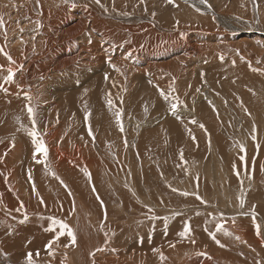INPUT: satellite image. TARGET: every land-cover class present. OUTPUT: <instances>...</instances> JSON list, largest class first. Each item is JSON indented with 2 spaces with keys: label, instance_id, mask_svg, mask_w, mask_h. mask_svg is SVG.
Segmentation results:
<instances>
[{
  "label": "bare ground",
  "instance_id": "1",
  "mask_svg": "<svg viewBox=\"0 0 264 264\" xmlns=\"http://www.w3.org/2000/svg\"><path fill=\"white\" fill-rule=\"evenodd\" d=\"M88 1L69 0L71 3H79V6L75 7L72 11L70 10L71 6L68 5V3H64L68 6H62V2L60 4L57 0H39V4L36 5L37 11L34 9L32 4L29 3L24 9V16L26 18L23 15H20V17L22 16V20L25 22L28 20L31 21L30 19H34L32 20L33 24H27V26L25 25L26 27H22L24 32L21 33H18V30L16 31V25L13 23L15 20L11 18L12 16L5 12V10L8 11L7 9L9 7H4L5 10L0 11V14H3L4 16L7 33V38L5 39V29H0V47L4 48V51L12 57L13 61H15V63L11 65L13 71L15 72L14 82L10 84H3L4 88L7 89V93L0 91V250H15V253L18 255L32 251L34 257L35 253L39 251L40 255L38 259L45 262L42 264H48L50 262L51 264H136L137 261H143L145 264H161V261L158 259L159 256L157 257L158 254L153 251V249L156 248H159L167 257L169 263L166 260L164 264H195L194 260L200 259V257L203 258V264H214V262L217 264H243L240 263L241 261L246 264H258V260L256 258H252V256L248 255V257H246L244 254L239 253V250L234 251L233 254L230 253L233 256L228 255L227 247H218L216 242L211 238L209 234L210 232L207 231V229L205 230L204 228H200L201 220H191L190 217L200 211L204 213L212 211L213 217H205H212L214 219L217 218L215 221L216 223L217 221H220L219 223L229 222V226H224V231L230 232L235 238L239 237V239L236 240L242 244V247L245 246L248 251H251L248 247L251 242V252H259L258 254L260 258H264V184L261 182L260 184H262L263 187L260 185L261 189L254 190L253 193L252 190L250 193L251 198L248 197L249 200H247L246 203L247 210L252 209L253 205L256 204L253 211L256 213L255 218L257 216L261 218L256 221V223L261 226V235L258 236L256 234L254 224H252L254 225L253 227L249 226L250 222H252V218L249 220L241 218L227 219L226 217L223 218L221 216L223 212H219L214 208L209 209L211 201L208 200L209 198L207 196L208 201L205 203L206 207L202 210V208L196 209L195 207H189L194 204L191 197L172 193L175 198L181 200V204L177 202V199L170 200L168 202H171V206L175 207V209L185 206L186 209L184 207L183 210L186 211L187 216H183L176 221L168 219L169 222L164 231L159 232L156 236H152L150 233L146 234L145 240H141V242L135 245L136 250L133 252V255H127L128 251L130 252V250H132V247L129 246V248L125 249L126 245H121L120 238H123V234L117 235L114 233V235H112L110 233L111 236L108 235V237L105 238L104 235L98 231H94V228H96L95 223L92 221L91 216L85 212L84 204L79 201L80 199L78 200L77 191L81 192L79 193L80 197L84 199L85 202L91 201L94 204H97L98 202L96 198V195L98 194H94L93 185H89L90 182L87 184L88 181L85 175H81L80 172L78 173L75 168L80 167L79 165L81 164L84 166L83 162L85 160V157L82 156L85 152V148L81 145V142H79L78 139H86L87 142L90 139V142H92V138L96 137L97 139L95 138V141L100 143V141L105 138L103 135H106L103 131L100 132V134L98 132V134H95L97 130H92L93 136H89L88 127L83 129L80 125H78L79 118L77 116L81 112L79 111V106L81 107L83 104L87 106L89 101L91 103L94 102V111L97 112L98 110L96 109L99 108H97V106L98 101H100V96H104V94H111L112 97H114V95L116 96L113 99L116 101L120 100V105L126 107V102L123 101L124 98L122 97L124 95V93H122L123 88L129 85L128 83H125L126 81L133 82L135 86L140 85L139 88L130 87L131 89L129 92L131 93V99H134V103L137 100L138 103L149 102L151 99L150 96L156 98L157 95H160L161 90L167 94L169 92V85H172L175 89V91L171 93V97H178L183 104L196 100L190 106V111L187 115L191 117L190 119L199 120L209 129L208 138H213L217 141L215 144H218L217 146L220 152H224L227 145L224 144L225 141L222 139V135L220 134L223 132L221 124L224 122L222 121L224 118L225 121H232L231 117L225 115L227 108H232V111L235 112L237 117L241 113V119L243 116L245 122L244 125H249V129L257 128L256 133L253 130L249 131V133L256 137L257 143H259L260 140L262 143V145H260V152L262 155L255 163V167H264V83H262V91H257L256 88H254V84L257 80L260 81V78L262 79V77H264V74H261V72H264V47L263 50L259 47H253V44L258 42L256 41L257 39L248 41V38H246L248 40L240 38L238 36L239 30L235 29V27L238 26L231 24L228 20L224 21V19H222V16H225V12L223 11L224 7L221 4V0H210V8L199 10L197 11V14L194 12V15H192L193 13L192 10L190 11V7L185 5L180 6L176 14H172L174 7L167 2L157 4L159 0H149L150 4H140L139 0H116V5L127 4L130 11H138L139 6H141L140 10L144 14L145 10L149 8L148 6H150V8L155 11H151L149 13L161 12V15L159 18H155L154 16L148 18L142 14H135L134 16H130V14L127 16L128 14L123 15L122 13L124 12H122V15H114L117 20L114 19L116 22H112L113 20L111 21V15L107 14L100 16V20L101 17L105 18V20H101L99 23L97 22L98 24H95V26L94 23L91 24L89 21H94V15L96 14L94 10H98L100 6L98 5L97 7L96 4L97 9L95 5L93 6L94 8L90 5L91 8L94 9L92 10L89 7ZM110 1L115 2V0H109V5L111 4ZM197 1L200 2V0ZM50 2L52 4H50ZM227 4L228 1L225 5ZM259 5L260 7L258 10L260 11L263 6L260 3ZM15 7L16 5H13L11 6V9ZM191 7H193V5H191ZM49 8H52V12L54 11L55 13L65 8L67 14L63 10L65 14H61L62 16H60V18H56L53 17L55 13L53 15L49 13V10H51ZM216 8L219 9L218 13L217 10H215ZM229 8L231 9V12H237L238 9L239 12L246 14L252 10L249 0H232V5ZM38 11L42 15L41 19L44 18L42 19L43 22L38 15ZM206 11L210 13H207ZM259 14H262V24H264V10ZM80 15H83V20L79 18ZM248 15L251 19L253 18L252 14ZM57 16L59 17V12ZM213 17L216 21H213ZM58 19H67L70 20L71 23L60 28V25L57 22ZM87 19L89 21H87ZM17 20L19 21V19ZM37 20H39L42 25L39 31L34 23ZM122 20L125 22H119ZM162 21L165 22V24H163ZM169 21H171L173 26L178 21L177 24H180L182 27L179 28V26H177L179 31L172 33L173 30L168 28ZM217 21L221 22H218L220 25L214 31L211 25H214ZM185 22H187V24L196 23V25L191 29L184 28L185 26L183 23ZM154 26L160 30L156 31L155 34H158L159 32L161 33V31H166V33H161L160 40L156 36L155 43L152 44L150 42V47L148 45V47H143L145 44L142 45L143 42H139H141L144 38L143 36L146 35L148 37L151 32L155 31ZM188 29L190 31H195V35L189 36L186 34ZM205 29H207V32H203ZM26 31L27 34L24 36ZM112 31H116V33L112 35ZM38 32L40 37L36 39V33ZM261 32L262 31L259 30L256 32L258 39L261 38ZM175 35L177 38H175ZM27 36L29 39H27ZM198 36H203V39H209L210 41L208 42L205 40L204 42L200 41L195 43L194 39H197ZM33 37H35V39H33ZM98 37H100V39ZM97 38L99 40H97ZM21 41H23V43H21ZM259 42L261 43L259 45H264V42L260 40ZM165 43L168 44L166 45ZM160 44L166 45V48L163 45L162 46L165 49L160 47ZM182 50L189 54L185 55L180 53ZM237 52H239V55ZM171 54L177 55L176 59L178 60L174 61L175 58H172L174 62L171 63L170 60H168L170 62H164L156 59L157 57L165 58L166 55ZM130 56L134 59L130 60ZM143 56H145V59ZM221 56L223 59H221ZM241 56L244 57V60H241ZM190 58L197 61V64L194 67L192 66L193 68L191 70H189ZM109 60L112 65H115L121 71H114L108 63ZM258 60L260 63H257ZM233 61L235 63H233ZM0 65H2L5 69L9 67L7 58L3 54H0ZM24 65L25 68H23ZM249 65H251L252 68L259 69L260 71H251ZM92 69H94L93 75L91 74ZM67 72L70 74L68 78L77 79L79 83L72 85L68 79H64L68 75ZM53 73H57V75ZM85 73H88V75ZM105 74L108 76L107 80H105ZM6 75V71H0V84L3 83V77ZM54 77H61L60 79H63L62 81H59L62 84L60 83L58 86L57 84L54 85L58 87L57 91L53 90V88L50 89V84H53L51 83V79ZM57 81L55 82L58 83ZM244 83L250 85V88H248L247 91L241 88V85L247 87ZM238 85L241 87H238ZM38 87H40L39 90ZM73 88L77 91H72L71 89ZM30 89H35V91H32L31 93ZM197 89H199V91H197ZM25 96H31L32 100L29 102L25 99ZM53 99H55V103H52ZM77 102L79 106L76 104ZM167 102L172 103L174 101L168 100ZM231 102H234V107ZM241 102L244 103V108L247 109V111L243 109V113L241 111L242 109H238ZM29 103H31L35 110L37 130L42 134L43 140L48 149V167L53 168L55 173L59 175L57 177H60V173L67 177L68 183H71L72 185V187L68 188V191H65V189L63 190L64 187L62 188V186H60L62 184H59L55 178L52 185H49V188H47L50 178L46 176L47 171H45V166L43 164H37L33 160L34 146L31 143V138L25 131L20 129V124L17 123L16 119L19 117L20 123H22L25 128H31V121L27 116L26 108V105ZM153 103L154 102L150 104L153 105ZM156 103L157 100L155 101V104ZM250 103L253 105H250ZM76 106L78 107L76 109L79 111L77 116L74 111ZM138 107L140 108L139 104ZM158 107L164 108V106L161 105ZM254 107L257 108L254 110ZM213 108H215V111ZM186 109L187 108H182L178 113H182ZM82 110L84 109L82 108ZM86 111L87 110L84 112ZM135 114L140 117L142 116V113L135 112ZM184 115L186 114H183V116L180 117L171 116L172 119L166 118L167 122L165 123L164 130H162L163 128L155 130L151 129V133H148L149 129H143L144 126L137 120L139 118L138 116L136 120L133 117H130L131 119H134L130 122L133 126H135L132 128L133 131H139L142 140L149 139L150 137L154 138V135L161 136L165 134L167 135V140L168 138L171 139V137H176L178 143L183 148V155H190L192 153H196L197 148L202 147L199 145L192 146V144L190 142L188 143V141L187 143L183 142L186 138H184V136H188L189 132L192 134V130H190V128H188V130L186 128L184 129L183 121L187 119ZM82 116L80 118H82ZM125 116L128 118L126 112ZM103 120H105V117H103ZM158 131H160V134H156ZM242 132H244V130ZM117 135L120 136V134ZM245 139L246 138L241 135V137L236 140L237 142L232 144L235 145L232 148L236 149L229 152L233 154V152L238 151V149H240V145L245 144ZM246 140H248V138ZM154 142L156 143V141ZM248 144L246 145L251 147V150L248 149L249 152H251H247V154L250 155L253 153L254 146L251 145L253 143L250 141ZM150 147L151 146H149V148ZM161 148H163L162 145H159L157 149L163 151L164 153L167 152L165 148ZM62 150L65 151L64 153L66 155L61 152ZM141 151L142 154H144L146 147L143 146ZM178 152L180 153V151ZM57 154H59V158L56 156ZM38 158L43 159V156H39ZM228 158L231 159L232 156L229 155ZM235 158L238 161L236 156ZM53 160L56 164L54 162V164L52 163ZM88 163L91 165L94 164V161L92 163ZM221 163L223 164V162H220L219 164L217 161L214 167L210 165L206 170L207 172L202 167H192L189 169L190 175H193L195 172H203V174L197 173L200 174V177L203 176L201 178L203 182L212 181V178L222 180V177L225 174L224 165L221 167ZM157 168L158 167L150 166L151 170L156 169L157 171ZM162 169L165 168L162 167ZM260 170L263 171V168ZM96 172L97 171H94V174ZM163 173L162 176L161 174L159 175V173H154L151 178L146 177L148 179V182L146 180L144 181L146 191L144 193L146 194L141 195V199L149 202H159V204L162 202L165 203L167 198L163 195L162 189H158L159 183L156 182V178L159 176H161L160 178H164L165 176V183L168 184V181L172 182L174 177L172 176L173 179H171L172 177ZM29 174H31V180L28 179ZM231 180L233 182H231ZM133 181L134 183L132 185L135 184V180ZM191 182L192 179H189L186 183H177L176 185L179 187L174 186L173 189L176 188V190H183L184 188L190 186ZM34 183H36L35 191H33ZM229 183L228 189H230L231 186L235 187L234 192L231 190L233 193L231 196L228 195L229 197H225L226 200H217L216 205H218L219 208L224 206L225 211L227 209H232L231 212L236 213V211L241 208L239 205L241 192L239 193V187H237L238 183L235 177L230 179ZM148 185L153 188V193L146 188V186L149 187ZM180 187H182V189ZM137 188L141 194L143 192H141L142 189H140L139 186ZM205 188L209 190L207 184H205ZM69 192L71 194H69ZM259 192H262L263 194L261 193L262 195H260ZM110 196V193H108V195L104 198L106 199ZM237 196L238 199L236 200ZM256 196L257 199H254ZM24 197L27 199L21 201ZM30 197L33 199L31 206L28 202V200L31 199ZM157 197L160 198L159 201L156 200ZM41 199L44 203H40ZM25 201H27V203H25ZM129 201H131V199H129ZM197 201L198 200H196V202ZM34 202L40 205H36ZM174 203L178 205H175ZM21 204H23V208H20ZM134 205L137 206V203H134ZM2 206L6 209H2ZM129 206L127 205V207ZM18 208H20V211H17ZM144 208L148 210L147 207ZM173 211L174 209L169 207L165 208L163 211L158 210L157 213L161 212L163 216H169L172 215ZM146 213L148 215L149 212L147 211ZM24 214H27L28 220L23 223L24 226L22 227V224L19 223V221L23 219ZM223 214L226 215V213ZM56 215L61 217L57 218ZM47 216L65 220L69 224L75 232L77 238V242L74 246L70 244V238L64 236L58 241V245H60L59 249H57L58 245H53L54 255L50 256L47 254L45 245L53 235L52 233L45 231V228L49 226L50 221L45 220V218L42 219L41 217ZM218 216H220V219ZM188 219H190L189 224H187ZM185 225L189 226L190 235L187 238H182L179 234L184 230ZM110 231H112V229ZM194 239L197 241L195 242L197 246L192 245L193 243L191 241ZM236 240L234 241L236 242ZM173 244L175 247H171ZM65 245L69 246L65 247ZM191 247L192 249L200 248V250L210 247L209 249L215 251L218 255L216 253L215 254L219 257H213L212 255L213 259H209L210 256L206 257L202 253H199L201 256L195 255L191 257L192 253L190 255L188 251V248L191 249ZM97 249H103V251H97ZM92 253H95V255H91ZM130 256L133 257L131 258Z\"/></svg>",
  "mask_w": 264,
  "mask_h": 264
},
{
  "label": "rangeland",
  "instance_id": "2",
  "mask_svg": "<svg viewBox=\"0 0 264 264\" xmlns=\"http://www.w3.org/2000/svg\"><path fill=\"white\" fill-rule=\"evenodd\" d=\"M57 1L60 4L62 2V4H61L62 6H68V5L71 6V2H69L68 5H65L62 0H57ZM81 1H83V0H81ZM227 1H228V4L225 5V3ZM93 2H95V0H89L88 1L90 8H91V6H92V8H94L93 7L94 5L96 7V3H93ZM113 2L114 1H112V2L110 1L111 4L109 5V0H101V4H103L104 7L103 8L99 7V9H98L97 8L98 5H97L96 8L98 10H94V9L91 8L96 13L94 15V21H91V20L89 21L88 20L89 18L87 19V21H89L91 24L94 23V26H95V24H98L101 20L102 21L105 20V18H103V17H101V20H100L99 19L100 16H102V15L104 16V15L109 14V15H111V21L113 20L112 22H116L115 20H117V19L115 18L114 15H119L122 12H124V13L128 12L127 16H129L130 14H131L130 16H134L135 14L136 15L142 14V15L148 17V18H151L153 16V13H149V12L155 11V10H152L150 8V6H148L149 8H147L145 10V13L143 14V12H141V10H140L141 6H139L138 11H133V10L130 11L129 10V6L127 7V4L126 5L125 4L124 5L123 4L116 5L117 4L116 0H115L114 3ZM149 2H150L149 0H145V4H150ZM249 2H250V6H251L252 10L248 14H252L253 15L252 19L250 18V16L248 14L239 12L238 9H237V12L236 11H232L231 12V9L229 7L232 5V0H221V4L224 7L223 11L225 12V16H222L223 17L222 19H224V21L228 20L231 24H233L235 26H238V27H235V29L239 30L238 31L239 32L238 36L240 38L245 39V40L249 39L248 41H253V40L257 39L256 41L260 40V41L264 42V34H263V32H264V24H262L263 23L262 19H261L262 14H259L261 11L264 10V0H249ZM29 3L32 4L34 9L37 8L36 0H0V7H1L0 11H2V10L4 11L5 10L4 7H9L7 9L8 11L5 10V12L9 13L12 16L11 18H13V20H15V21H13V23L16 25L15 29H16V31L18 30L17 31L18 33H21L20 29L22 27H26L27 24L28 25L29 24H33L32 20H34V19H30L31 21L28 20L27 22H25V21L22 20L23 17L22 16L20 17V15H23V16L25 15L24 9L28 6ZM162 3H166V0H159L157 2V4H162ZM259 3L263 6L260 11L258 10L259 7H260ZM50 4H52V3L50 2ZM78 4L79 3H75L76 7L79 6ZM13 5H16V7L11 9V6H13ZM115 5H116V7H115ZM121 5H123V6H121ZM171 5L174 7L173 10L171 9L172 10V14H176L178 12L180 6L185 5L187 7H190L189 9H190V11L192 10V13H193L192 15H194V12H195V14H197V11H199V10H205L207 8H210V0H207V4H201L197 0H175V4L174 5L171 4ZM191 5H193V7H191ZM52 6H55V5H52ZM118 6H120V7H118ZM122 7H123V9H122ZM74 8L71 7L70 10L72 11ZM9 9H10V11H9ZM49 9H51V10H49V13L51 15H53L55 12L54 11L52 12V8H49ZM105 9H107V10H105ZM149 9H151V10H149ZM193 9H195V10H193ZM228 9H229V11H228ZM63 10L67 14V11L64 8V9L60 10L61 12L58 11L59 12V17L57 16L58 12H56L54 14L55 16L53 15V17L60 18V16L65 14L63 12ZM67 10H69V9H67ZM215 10H217V13H218L219 9L216 8ZM36 11H37V9H36ZM115 11L118 12V13H116ZM206 12L210 13L208 11H206ZM39 13L40 12L38 11V15H39V17L41 19L42 15H41V13L40 14ZM124 13H122V14L124 15ZM160 15H161V12H159V13L156 12L154 17L155 18H159ZM82 16L83 15L79 16V18L81 20H83ZM29 17H27V18H29ZM218 18H219V16H218ZM17 19H19V21ZM42 19H44V18H42ZM213 19H214L213 21H216V19L214 17H213ZM42 22H43V20H42ZM57 22L60 25V28L64 27V26H67V25H69L71 23V21L67 20V19H58ZM119 22H125V21L122 20V21H119ZM177 22L173 26L171 21H169L168 28L173 30L172 33L173 32H178L179 31L178 29L182 27V26H180V24L178 25ZM218 22H221V21H217V22L214 23V25H211L212 29L214 31L220 25ZM162 23L165 24V22H163V21H162ZM18 24H19V27H18ZM183 24L185 26L184 28H189V29H191L193 26L196 25V23L187 24V22H185ZM177 26H179V28ZM39 29H38V31H39ZM154 29H155V31L151 32L150 36L149 35H148V37L146 35L143 36L144 38L141 40V42H139V43L143 42L142 45L145 44V45H143V47H148V46L150 47L151 43L152 44L155 43L156 36L160 40L161 39V36H160L161 33L162 34L166 33V31H161V33L159 32L158 34H155L156 31H160V30H158L157 27H155V26H154ZM189 29L186 32V34H188L189 36L195 35V31H190ZM221 29H223V28H221ZM258 30L262 31L261 35H260L261 38H259V39H258L257 33H256V32H258ZM203 32H207V29H205ZM115 33H116V31H112L111 32L112 35L115 34ZM199 33H201V32H199ZM26 34H27V31H26V33H24V36H26ZM36 34L38 35V36L36 35V39H38L40 37V34H39V32L36 33ZM251 37H253V38H251ZM98 38L100 39V37H98ZM98 38H97V40H99ZM175 38H177V36ZM203 38H204L203 36H198L197 39H194V41H195V43H198L200 41L204 42L205 40L208 41V42L210 41L209 39H203ZM246 38H248V39H246ZM27 39H29L28 36H27ZM171 42H172V40H171ZM190 42H191V39H190ZM174 43H175V41H174ZM165 44L167 45L168 43H165ZM259 44H261V43H255V44H253V47H259V48H261V50H263V47L261 45H259ZM162 45L163 44H160V47L164 46L166 48V45H163V46ZM180 53L185 54V55L189 54V53H187V52H185L183 50L180 51ZM176 56L177 55L171 54V55H166L165 58L157 57L156 59H158V61H164V62H170L171 61V63H173L174 61L178 60V59H176ZM143 58L145 59V56H143ZM172 58L173 59L175 58L174 61H173ZM129 59L131 60V59H134V58H132L130 56ZM168 60H170V61H168ZM189 62H190L189 70H191L197 64L196 63L197 61L190 58ZM28 63H29V61H28ZM23 68H25V65L23 66ZM93 71H94V69L91 70V74L92 75H93ZM197 73H198V71H197ZM53 74L57 75V73H53ZM59 74H61V73H59ZM85 74L88 75V73H85ZM69 75L70 74L68 73V75L64 79H68V81L72 85H75V84L79 83V81L77 79L68 78ZM60 78L61 77H54V78H52L53 80L51 79V81H52L51 83H53V84L52 85L50 84V89L53 88V90L57 91V89H58L57 86L60 85V83H61L59 81L63 80V79L61 80ZM57 79H58V81H57ZM263 80H264V77H262V79L260 78V81L257 80V82L254 84V88H256L257 91H259V90L262 91V88H263V84L262 83H264ZM55 81H57L59 84L56 83ZM125 83H128L129 85H127V86H125L123 88L122 93H124V95L122 97L124 98L123 101L126 102V105L128 107L127 106L123 107V105H120L121 101L120 100L116 101L115 99H113L114 97H116L114 95V97H112V96L111 97H112L113 103H114V105L116 107L110 110L108 108L107 99H106L108 95L104 94V96H100V101H98L97 108L98 107L99 108L98 109L95 108L96 110H98L97 112L94 111V102L91 103L90 101H89V103L87 104L86 107H85V104H83V106L80 107L78 105V102L76 103L79 106V108H80V110H79V111H81L80 114H79L78 109H76V108H78L77 106L75 107V110H74L76 116L79 114L77 116L79 118L78 119L79 120L78 121V125H80L81 128L84 129L86 127H89V125H90L92 130H94V131L97 130L95 134H98V133L100 134V132H102V131L106 134V135H103V137H105V138H104V140L100 141V143L95 141L97 139L96 137H95L96 139L94 137L92 138V142H90V139H89L88 142H87L86 139H82V138L78 139V141L81 142V145L85 148L84 149L85 152L82 155L83 157H85V160L83 162L84 166L81 164V165H79L80 167L75 168V170H77L78 173L80 172L81 175H84V169H87V171L89 173L90 172L92 173V174L90 173L91 174V182L89 181L88 177L85 176L87 178V181H88L87 184L90 182L89 185H91V184L93 185V188H95L94 194L95 195L98 194V195H96V198H97V196L99 197V200L97 199L98 200L97 204H94L91 201L90 202L89 201L85 202L84 199H82L80 197L79 193H81V192L77 191L78 200L80 199L79 201H81L84 204L85 212H87V214H89L91 216L92 221L95 223L96 228H94V231L95 232L98 231L99 233L104 235L105 238H107L108 235L109 236H111V234L114 235V233H116L117 235L123 234V238L122 237L120 238L121 239L120 243L123 246L126 245L125 249H127V248H129V246H131L132 247L131 249L133 251L130 250L131 253L128 251L127 255H131V254L133 255V252L136 250L135 245L138 244L139 242H141V240L144 241L146 234L150 233L152 236H156L159 232H162V231H164L167 228V225H168V222H169L170 219H172V221H176L177 219L182 218L183 216H187L186 211L183 210L185 206H181L178 209H175V207L171 206L172 203L168 202L170 200L177 199V202L181 204V200L178 199V198H175L173 194L181 195V193H183V192L189 193L188 196L191 197L192 200H193L194 204L190 205L189 206L190 208H192V207H195L196 209L202 208V210H203L206 207L205 203H201L200 200H198L196 202V200H197L196 199V195H199L202 198L203 201H205V202L208 201V200L211 201V203H210L211 206H209V209L214 208V209H216L219 212L226 213V215L222 213L221 216L223 218L226 217L227 219L228 218H234V219L235 218L236 219L241 218V219H248V220L251 219L252 218L251 213L255 209V205L256 204L253 205L252 209L247 210L246 209L247 200H249V198H251L250 197V193H251L252 190H253L252 191V193H253L254 190L261 189L260 185L262 186V184H264L263 183V180H264V167H255V163L257 162L258 158H260L261 155H262V153L260 152V145H262V143H261V140L259 141V143H257V139H255V141L252 139V135L253 134L249 133V131L253 130V129H249V125L248 126L246 124L244 125L245 122H244L243 116H242L243 120L241 119V115L242 114L240 113L239 116L237 117L235 112L232 111V108H230V109L227 108V112H226L225 115L231 117L232 121H225V118L222 121V122H224V123L221 124L222 128H223V132H221L220 134L222 135V139L225 141L224 144H227V145H226V148L224 150L225 153L224 152H220L218 150V146H217L218 144L217 145L215 144L217 141L214 140L213 138H211L212 140L208 138L209 129L207 127H205V125L202 122H200L199 120H197V119H195V121H197L198 124H197V122L196 123H192L191 121H193L194 119H190L191 117H189L187 115L189 113V111H190V106L196 100L193 101V102L190 101V103H184V104L181 103L178 106V108L176 109L177 111H176V114L174 115L172 113V111H171V108H170L171 107V102L165 101L162 96L160 97V95H157L156 98H153V97L150 96V98H151L150 101L146 102V103H138V100L134 103V99H131V93L129 92V90L131 89L130 87L139 88L140 85H136L135 86L133 84V82H130V81H126ZM56 84H57V86H54ZM244 85H246L247 87H244L243 85H241L242 87L238 85V87H241V88H243V90L247 91L248 88H250V85L246 84V83H244ZM39 89H40V87H38V90ZM30 90H31L30 91L31 93H32V91H35V89L34 90L30 89ZM71 90L75 91V92L77 91L75 88H73ZM254 91H255V89H254ZM144 95H148V94H144ZM127 99H128V101H127ZM54 100L55 99H53L52 103L54 102ZM156 100H157V103L155 104ZM169 100H173V99H171V97H170ZM173 101L175 102V100H173ZM152 102H154L153 105L150 104ZM174 102H172V103H174ZM169 103H170V105H169ZM138 104H139L140 108L138 107ZM231 104L234 107V102H231ZM159 105L164 106V108L158 107ZM250 105H253V104L250 103ZM133 106H135V107H133ZM82 108L84 110H82ZM116 108L122 109V112H123V115H122V123H123V127H124V131L123 132L120 131L119 127L117 126V124L115 122L114 112L116 111ZM182 108H187V109L184 110L182 113H178ZM256 108L257 107H254V110ZM145 109H147V111H145ZM238 109L239 110L242 109L241 111L243 113V109L245 110L243 102L240 103V106H239ZM85 110H87L86 112L90 113V117H89L87 122L84 119L85 114H86V112H84ZM125 112H126L128 118L125 116ZM135 112L142 113V116L140 117L139 115H136ZM183 114H186V115H184V117H187V119H186L187 121L186 120L183 121L184 129L186 128L188 130V128H190V130H192V134L191 135L184 136V138L185 137L186 138L184 139L183 142L187 143V141H188V143L190 142L192 144V146H198L199 145V146L202 147V148H197V152L196 153H192L190 155L189 154L183 155V160L180 159V153L182 152L183 148L178 143V140L176 139V137H174V138L171 137V139L168 138V140H167V138H166L167 135L165 134V135H161V136H155L154 135V138L150 137L149 139H143L142 140V137L139 134V131L138 132L137 131H133L132 128H134L135 126H133V124L130 122V121H133L134 119L136 120V118L138 116L139 118L137 120H138V122L141 125L144 126L143 129H149L148 133H151V129L155 130V129H158V128H163L162 130H164L165 123L167 122V119H172L171 116L180 117V116H183ZM80 115L81 116L84 115V116H82V118H80L81 117ZM103 117H105V120H103ZM130 117L131 118L133 117L134 119H131ZM188 117H189V120H188ZM125 119H127V120H125ZM125 121H126V123H125ZM84 122H85V125H84ZM217 122H218V118H217ZM199 124L200 125L203 124L204 128H201L200 126H198ZM185 126H187V127H185ZM193 126H195V127H193ZM130 129H132V130H130ZM242 129L244 130V132H242L243 131ZM246 129H247V132H246ZM240 130H241V132H240ZM256 131H257V128H255L254 132L256 133ZM243 133L244 134L246 133V134L244 135ZM95 134H94V136H95ZM117 134H120V136L117 135ZM156 134H160V131H158ZM241 135L244 136L246 139L248 138V140H246V139L244 140L245 144H243V146L245 148V152H241V151H239L240 149H238L239 152L235 151V152H233V154H231L229 151L236 149V148H232V147L235 146V145H232V144H234V142H237L236 140L239 139L241 137ZM250 135H251V137H250ZM193 137H195L196 139H193ZM150 139H152V140H150ZM191 140H193V141H191ZM195 140H196V142H195ZM154 141H156V143ZM249 141L251 143H253L251 145L254 146L253 147L254 148L253 153H251L250 155L247 154V152H249V150H251V147L250 146H249L250 148L248 147V145H249L248 142ZM153 142L155 143V145H154ZM246 144H248V145H246ZM148 145L151 146V147L149 148ZM159 145H162V147L165 148V150H167V152L164 153L163 151L158 150L157 148H158ZM178 145H179V147H178ZM143 146L146 147V151H145L144 154H142V151H141V148ZM163 148H161V149H163ZM174 150H175V153H174ZM89 151H91V152H89ZM157 151H158V153H157ZM178 151H180V153ZM61 152L64 155H66L64 153L65 151L62 150ZM58 155L59 154H57L56 156L58 157ZM229 155H231L233 159L232 158L229 159L228 158ZM144 156H145V158H144ZM235 156L238 158L239 162L237 161ZM241 156H244V160L243 161L240 159ZM51 158H52V156H51ZM96 158H97V160H96ZM118 160H120V161H118ZM263 160H264V158H263ZM93 161H94V164L89 165L90 163H88V162L92 163ZM98 161H100V162H98ZM217 161L219 162V164H220V162H223V164L221 163L222 164L221 167H223V165H224V174L225 175H223L222 180L216 179V178H212L213 179L212 181L203 182L201 180V178L203 176L200 177V174H197V173L203 174V172H195L193 175H190V170L189 169H191L192 167H202L206 171L209 168L210 165L212 167H214ZM53 162H54V160L52 161V163ZM213 162H214V164H213ZM250 162H251V164H250ZM47 163H48V161H47ZM54 163L56 164V162H54ZM100 163H102V164H100ZM248 164H249V166H248ZM107 165H108V167H107ZM150 166L158 167L157 168L158 172L156 171V169L151 170ZM162 167H164L165 169H162ZM233 167H235V168H233ZM49 168L51 169V171H47L46 172V176L50 178V180H49L50 182L48 183L47 188H49L48 186L52 185L53 180L56 179L59 182V184H62L60 181H63V184L60 185V186H62V188L64 187L63 190L65 189V191L66 190L68 191V188L72 187V185H71V183H68L67 177L63 176L60 173V177L61 178L63 177L62 178L63 180L60 177H59V179H57L51 174L52 172H55L53 170V168L52 167H49ZM236 168H237V170H236ZM262 168H263V171L260 170ZM45 171H46V169H45ZM94 171H97V172L94 174ZM151 171H153V172H151ZM154 173H159V175L161 174V176H162V173L163 174H168L169 177L173 176L174 179H176V180H174L173 177H172L171 178V179H173L172 182L168 181L169 183L167 184V183H165V176H164V178H160L161 176L156 178L157 179L156 182L159 183L158 189L159 188L162 189L163 195L167 198L165 203L162 202L161 204H159V202H153V201L149 202L147 200L141 199L142 198L141 195L146 194V193H144V192H146L145 191V183H144V181L146 180L148 182V179L146 177H150L151 178L152 174H154ZM55 174H56V177L59 176L57 173H55ZM228 175H229V178H228ZM233 177H235V179L237 180V183H238L237 187H239V193L243 191V195H244V199H245L244 207L243 208H239L236 211V213H232L231 212L232 209H227L226 211H228V210L229 211L226 212L225 209H224V206H221V208H219L218 205H216V201L217 200H222L223 201L225 199V197L231 196V194L234 192V190H235L234 188L235 187L231 186V188L228 189L229 188V184H230L229 183L230 179H232ZM110 178L111 179L113 178V179L111 180ZM132 178H133V180H135V184H134L135 186L132 185L134 183ZM189 179H192V182L190 183V186H188L187 188H184L183 190H178L177 189L176 191L172 190L174 186L179 187V186L176 185L177 183H186ZM174 181H177V182H174ZM231 182H233V181L231 180ZM260 182L262 184H260ZM35 184L36 183H34V186L36 188ZM205 184L208 185L210 191L205 188ZM65 185H66L67 188L65 187ZM20 186H21V184H20ZM138 186L140 187V189H142L141 192L143 191L141 194H140V192H139V190L137 188ZM44 187L46 188L45 185H44ZM90 187H92V186H90ZM105 187L108 188V189H106ZM203 187H204V189H203ZM146 188L153 193V191H154L153 188H151L150 186L149 187L146 186ZM180 188L182 189V187H180ZM107 191H108V193H110L111 196L109 198L105 199L104 197L106 195H108ZM218 191H219V193H218ZM230 191H231V193H230ZM193 193H195V195H193ZM259 193H260V195L263 194L262 192H259ZM123 196H124V198H123ZM30 198H28V199H30ZM25 199H27V198L24 197L23 199H21V201H24ZM129 199H131V201H129ZM233 199H234V197H233ZM237 199H238V196H237L236 200ZM254 199H257V196L254 197ZM32 200H33L32 198L30 200H28L30 206H31V202H33ZM156 200L159 201L160 198L157 197ZM101 202L104 203L103 206H101ZM167 202L170 205H168ZM219 202H221V201H219ZM25 203H27V201H25ZM34 203H36V202H34ZM134 203H137V206H135ZM37 204L38 203H36V205ZM38 205H40V204H38ZM127 205L128 206L130 205V206L127 207ZM138 205L141 206V207H139ZM175 205H178V204H175ZM134 207H136V208H134ZM142 207H143L144 210L142 209ZM144 207H147V209L151 208L153 211L150 213ZM169 207L174 209V211L172 212V215L163 216L161 214V212L157 213L158 210L159 211H163V210H165V208H169ZM4 208L5 207L2 206V209H4ZM141 209H142V212H141ZM185 209H186V207H185ZM147 211L149 212L148 215L146 213ZM15 212H17V211H15ZM49 213H51V212H49ZM154 213H155L156 217H158V219H156V220L150 219V216H153ZM2 214H3V212H2ZM212 214H213L212 211H207V213H204V212L200 211L199 214L195 213V215L192 216L193 218L190 217V219L191 220L192 219L201 220L202 221V222L200 221V228L201 229H203V228L205 230L207 229V231H209L210 233L215 232L216 233V239L221 240L222 242L220 241V243L223 244L224 247H227V249H228L227 254L228 255L233 256L232 255L233 252L236 251V250H239L238 252L244 254L246 257L252 256V258H256L258 260V264H264V258L263 257L260 258L259 254H258L259 252H256L257 254L255 253V251L251 252L252 249H251V242L250 241H249L250 243H249L248 247H249V249L251 251H248L245 246L242 247V244L240 242H238L235 237H233L234 235L226 236V235H224V232H222V231L221 232H216V226L215 225H217V223H219L220 221H217V223H216L215 221H216L217 218H215V219L212 218L213 217ZM43 216H45V215H43ZM205 216H212V217H205ZM47 217H44L45 220H48ZM56 217L59 218L61 216H57L56 215ZM164 218H167V222H166L167 224H165V219ZM218 218L220 219V216H218ZM190 219L187 220V224L190 223V221H189ZM255 219L257 221V220H260L261 218L259 216H257ZM228 223L229 222H227V223L223 222L222 224L227 227L230 224V223L229 224ZM179 224H180V221H179ZM252 224H253V220H252V222H250L249 226L253 227L254 225H252ZM101 225H103V229H101ZM21 226L23 227L24 225L22 224ZM111 229H112V231H110ZM105 233H107V237L105 236ZM194 240H195V242H197L196 239H194ZM234 240H236V242ZM252 242H254V241H252ZM238 243H239V245H238ZM192 245L193 246H197L195 243L192 244ZM217 246L220 247L218 244H217ZM59 248H60V245L57 246V249H59ZM209 248L210 247H208V248H206L204 250H202V249L200 250V248H193L194 249L193 250L192 247H191V249L188 248V251H189L190 255L192 253L191 257L195 256V255L196 256L197 255L201 256L200 255L201 253L204 256H206V257L210 256V258H212V259H213V257H219V256H217L218 254L215 251H212ZM220 248H223V247H220ZM196 250H198V251H196ZM203 252H205V253H203ZM230 253H232V254H230ZM20 254H22V253H20ZM26 254L27 253L22 254V255H18L17 253H15V250H12V251H8V250L7 251H1L0 250V264H26V261H25ZM212 255H213V257H212ZM158 256H159V254L157 255V257ZM130 257L132 258L133 256H130ZM42 261L43 260L38 259L37 264L45 263V262H42ZM167 262H168V259H167ZM194 262H195V264H198V263L199 264H203V258L200 257V259L194 260ZM240 263L246 264V263H244L242 261ZM48 264H51V262L48 263ZM136 264H145V263L143 261H137ZM214 264H217V263L214 262Z\"/></svg>",
  "mask_w": 264,
  "mask_h": 264
},
{
  "label": "snow or ice",
  "instance_id": "3",
  "mask_svg": "<svg viewBox=\"0 0 264 264\" xmlns=\"http://www.w3.org/2000/svg\"><path fill=\"white\" fill-rule=\"evenodd\" d=\"M36 2H37V4H39V0H36ZM63 2L69 3V0H63ZM166 2L168 4H173V5L175 4V0H166ZM95 3L102 8L104 7V5L101 4V0H95ZM139 3L144 4L145 0H139ZM200 3L201 4H207V0H200ZM71 7H73V8L76 7L74 2L71 3ZM105 10H107V9H105ZM124 15H127V13H124ZM154 15H155V13H153V16ZM35 24H36L37 29L42 27L39 20H37L35 22ZM0 29H5V39H6L7 33H6L5 21H4L3 14H0ZM20 30H21V32H23V28H21ZM33 39H35V37H33ZM21 43H23V41H21ZM257 43H260V42L258 41ZM261 46L264 47V45H261ZM0 54H3L7 58V61L9 64V67H7L6 69L2 65H0V71H6L7 72V75L3 77V83L0 84V91H4L5 93H7V89L4 88L3 84H10V83L14 82L15 72L13 71V68L11 67V65L14 64L15 61H13L12 57L7 52H5L4 48H2V47H0ZM237 54L239 55V52H237ZM221 59H223L222 56H221ZM241 60H244L243 56H241ZM108 63L111 65V67L113 68L114 71H116V72L121 71L115 65H112L110 60L108 61ZM233 63H235V62L233 61ZM257 63H260V61L258 60ZM249 67H250L251 71H253V72L260 71L257 68H252L251 65H249ZM261 74H264V72H261ZM107 79H108V76H107V74H105V80H107ZM174 91H175V89L172 87V85H169V92L166 94L164 91L161 90L160 95L163 97V99L165 101H168L171 97V93ZM197 91H199V89H197ZM25 99L30 102L32 100V97L31 96H25ZM106 99H107L108 108L110 110L116 107L113 103L111 94H108ZM171 99L175 100L174 103H171V111L175 115L176 109L182 103V101H180L178 97H171ZM85 107H86V105H85ZM26 108H27V116H28L29 120L31 121V128H25L24 125L22 123H20L19 117L16 118L17 123L20 124V129L25 131L27 133V135L31 138V143L34 146L33 160L37 164H43L45 166L46 171H51V169L48 167V164H47L48 149L45 145L42 134L37 130V123H36V119H35V110L32 107L31 103L26 105ZM213 110L215 111V108H213ZM145 111H147V109H145ZM245 111H247V109H245ZM122 115H123L122 109L116 108V111L114 112L115 122H116V124L119 127L121 132L124 131V127H123V123H122ZM89 116H90V113L86 112L85 117H84L86 122L88 121ZM192 123H196V121L193 120ZM199 126L201 128H204L203 124H201ZM253 131H255L254 128H253ZM88 134H89V136H93V132H92L90 125L88 127ZM189 135H191V132H189ZM193 139H195V137H193ZM252 139L255 140L256 137L253 135ZM240 151L245 152V148L243 145L240 146ZM39 156H43V159H39L38 158ZM180 159L183 160V152L180 153ZM240 159L243 161L244 156H241ZM51 174L55 178L59 179V177H56L55 172H52ZM84 175L87 176L89 181L91 182V174L87 171V169H84ZM28 179L29 180L32 179L31 174H29ZM61 183L63 184V181H61ZM65 187H66V185H65ZM172 190L176 191V189H172ZM33 191H35L34 185H33ZM93 191H95V188H93ZM69 194H71V193L69 192ZM181 195L188 196L189 193L183 192V193H181ZM193 195H195V193H193ZM97 199L99 200L98 196H97ZM196 199L200 200L201 203H206L205 201L202 200V198L199 195H196ZM40 203H44V201L41 199ZM239 205L241 208H243L245 205V199H244L243 191L241 192V196L239 197ZM101 206H103L102 202H101ZM20 208H23V204L20 205ZM20 208H18L17 211H20ZM148 211L151 213L153 210L151 208H149ZM251 215H252L253 224L255 225V228H256V234L259 236V235H261V226H260V224L256 223V219H255L256 214L254 211H252ZM41 218L43 219L44 217H41ZM47 219L50 221V224L48 227L45 228V231L53 234L52 238L45 245V249H46L48 255H50V256L54 255L53 245H58V241L60 240L61 237L67 236L68 238H70V244L72 246H74L76 244L77 238H76L75 232L73 231V229L69 226V224L65 220L57 219L56 217H52V216L47 217ZM150 219L156 220V219H158V217L153 215V216H150ZM164 219H165V224H166L167 218H164ZM27 220H28V216H27V214H24L23 219L20 220L19 223L23 224ZM101 229H103V225H101ZM221 231H223L224 235H226V236L232 235L230 232L224 231V225L222 223H217L216 232H221ZM209 234H210L211 238L220 247H224V245L221 244L220 241L216 239V233L215 232H212ZM179 235L182 238H187L190 235L189 226L185 225L184 230ZM105 236L107 237V233H105ZM236 239L238 240L239 237H236ZM191 242L193 244L195 243L194 240H192ZM68 246L69 245H65V247H68ZM171 247H175V245L173 244V245H171ZM97 251H103V249H97ZM153 251H154V253L159 254V259L161 261V264H164V262L167 260V257L161 252V250L159 248L153 249ZM39 255H40V253H39V251H37L35 253V258H34L33 252L29 251L25 257L26 264H37ZM91 255L94 256L95 253H92ZM209 259H210V257H209Z\"/></svg>",
  "mask_w": 264,
  "mask_h": 264
}]
</instances>
